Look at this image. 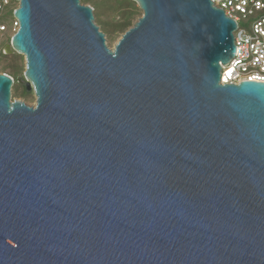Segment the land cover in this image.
<instances>
[{"label":"water","instance_id":"water-1","mask_svg":"<svg viewBox=\"0 0 264 264\" xmlns=\"http://www.w3.org/2000/svg\"><path fill=\"white\" fill-rule=\"evenodd\" d=\"M16 1L35 103L0 72V264H264V81L220 83L237 22L132 0L110 48L90 4Z\"/></svg>","mask_w":264,"mask_h":264},{"label":"built area","instance_id":"built-area-1","mask_svg":"<svg viewBox=\"0 0 264 264\" xmlns=\"http://www.w3.org/2000/svg\"><path fill=\"white\" fill-rule=\"evenodd\" d=\"M226 15L237 22L234 31L236 51L231 60L221 65L220 83L242 80L264 81V0H211ZM10 0H0V15ZM243 21V25L239 23ZM18 28L14 17L8 24H0V37Z\"/></svg>","mask_w":264,"mask_h":264},{"label":"trees","instance_id":"trees-1","mask_svg":"<svg viewBox=\"0 0 264 264\" xmlns=\"http://www.w3.org/2000/svg\"><path fill=\"white\" fill-rule=\"evenodd\" d=\"M82 3H90L94 7V16L96 18V21L98 25H100V30L106 33L107 31H119L121 34L125 32L134 22H132V19L134 18L133 11H121L124 7L131 8L136 3L132 0H81ZM18 3L16 0H10L9 4L5 6V9L3 10L2 14L0 15V24H8L10 19L13 18V11ZM138 8V7H137ZM114 13V15H113ZM117 14L119 15L121 21L115 22L113 19H115ZM142 14V13H141ZM11 37H7V42L10 41ZM3 48H0V56H2V61H0V68L1 69H7V71H3L10 76L13 77L14 82L12 85V89L14 90V95L17 94L16 88H18L19 85V76H21L23 68L19 65V61L23 60V56L18 53H13L11 55H6L3 53ZM3 58H11L12 62L7 64H3ZM31 91H28L26 86H23L22 95L27 96L31 94Z\"/></svg>","mask_w":264,"mask_h":264},{"label":"rangeland","instance_id":"rangeland-1","mask_svg":"<svg viewBox=\"0 0 264 264\" xmlns=\"http://www.w3.org/2000/svg\"><path fill=\"white\" fill-rule=\"evenodd\" d=\"M115 1V0H114ZM82 2V1H81ZM136 3V2H135ZM84 4H90V3H84ZM92 7H93V5L92 4H90ZM14 7H17V5L16 6H14ZM138 5H137V3L133 6V7H131V8H127V7H124L123 8V10H121L122 12L123 11H126V9H128V11H133V13H134V18L132 19V22H135L136 20H137V18L141 15V13H142V11H141V9L138 7ZM94 8V7H93ZM113 15H114V13H113ZM119 15H121V14H117L116 15V17H115V19H113L115 22H120L121 21V19H120V17H119ZM94 21H95V23L98 25V23H97V21H96V18H95V16H94ZM240 25H243V21H241L240 23H239ZM99 27H100V25H98ZM105 34V37H106V41H107V44H108V46L110 47V48H113V46H114V44L116 43V41L118 40V38L121 36V33L119 32V31H115V32H113V31H107L106 33H104ZM7 37H11V35L9 34V32H6L5 34H3V37H0V48H4V46L7 44V43H9V42H7V40H6V38ZM13 53H15V52H12V53H9V54H6V55H11V54H13ZM12 59L11 58H3V64H5V63H7V64H9V63H11L12 61H11ZM0 61H2V56H0ZM24 57H23V60H20L19 61V65L23 68V71H24V68H25V63H24ZM3 71H7L8 72V70L7 69H1L0 68V72H3ZM23 71H22V74H21V76H19V79L21 80L20 82H18L19 83V85H18V88H16V92H17V94L16 95H14V90L12 89V98H18V99H21V100H23V101H25L27 104H29V105H33L34 103H35V96H34V94H33V91L31 92V94H29V95H27V96H23L21 93H22V91H23V86H25V82H24V80H23ZM5 73V72H4ZM13 78V77H12ZM28 91H31V90H28Z\"/></svg>","mask_w":264,"mask_h":264}]
</instances>
